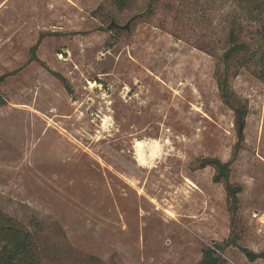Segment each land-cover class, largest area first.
Masks as SVG:
<instances>
[{"label": "rangeland", "instance_id": "1", "mask_svg": "<svg viewBox=\"0 0 264 264\" xmlns=\"http://www.w3.org/2000/svg\"><path fill=\"white\" fill-rule=\"evenodd\" d=\"M120 3L0 0V209L30 231L39 264H195L233 235L264 250L258 58L242 55L230 77L247 105L237 150L214 77L231 18L251 54L258 22L244 0ZM209 157L231 162L235 214L214 168L199 167Z\"/></svg>", "mask_w": 264, "mask_h": 264}, {"label": "trees", "instance_id": "2", "mask_svg": "<svg viewBox=\"0 0 264 264\" xmlns=\"http://www.w3.org/2000/svg\"><path fill=\"white\" fill-rule=\"evenodd\" d=\"M118 1V0H117ZM123 0L118 5L122 7ZM244 7L248 10V20L253 24L258 22L255 32L257 50L250 53L251 46L246 39L241 38L243 23L238 17H232L229 22L226 33V48L221 55L220 63L216 67L214 77L217 90L221 101L230 107L234 112V123L236 132L235 150L243 141V129L247 115V105L236 95L230 85V77L235 74L238 68L247 64L248 59L244 60L242 55H254L258 58L260 69L259 78L264 81V0H244ZM39 39L34 43L30 52L29 61L36 59L35 50ZM233 67L234 69L230 70ZM2 77H0V81ZM64 81V78L62 79ZM65 86L68 87L67 84ZM69 88V87H68ZM5 103L4 97L0 93V106ZM230 161H221L217 157L201 159L199 167L211 165L214 168L212 180L222 182L229 208L232 214L238 209V194L241 191L240 184L230 182ZM235 246L244 254L247 260H264V250L254 251L238 243L235 235L229 237L226 241L208 244L202 247L201 257L195 264H225L226 260L222 254L227 247ZM0 264H39L36 255V245L32 239L30 231L20 222L6 214L0 209Z\"/></svg>", "mask_w": 264, "mask_h": 264}, {"label": "water", "instance_id": "3", "mask_svg": "<svg viewBox=\"0 0 264 264\" xmlns=\"http://www.w3.org/2000/svg\"><path fill=\"white\" fill-rule=\"evenodd\" d=\"M129 22H130V20H128V21H126L124 24H118L117 22H115L114 20H111L108 24H107V26H106V28H111V27H120V28H122V29H128L129 28Z\"/></svg>", "mask_w": 264, "mask_h": 264}]
</instances>
